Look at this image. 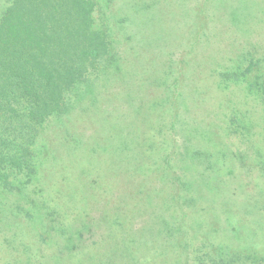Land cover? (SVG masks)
Segmentation results:
<instances>
[{
  "label": "rangeland",
  "instance_id": "rangeland-1",
  "mask_svg": "<svg viewBox=\"0 0 264 264\" xmlns=\"http://www.w3.org/2000/svg\"><path fill=\"white\" fill-rule=\"evenodd\" d=\"M91 1L111 63L0 184V264H264V0Z\"/></svg>",
  "mask_w": 264,
  "mask_h": 264
},
{
  "label": "trees",
  "instance_id": "trees-1",
  "mask_svg": "<svg viewBox=\"0 0 264 264\" xmlns=\"http://www.w3.org/2000/svg\"><path fill=\"white\" fill-rule=\"evenodd\" d=\"M93 12L91 0H10L2 14L0 184L3 186H8L11 178L34 174L33 146L41 125L67 111L65 98L73 87L101 65L111 63L109 41L93 26ZM155 219L160 223V218ZM165 227L162 223L158 230L165 231ZM153 246L156 252L160 248L166 252L165 247L171 244L166 239L165 246L159 243Z\"/></svg>",
  "mask_w": 264,
  "mask_h": 264
}]
</instances>
